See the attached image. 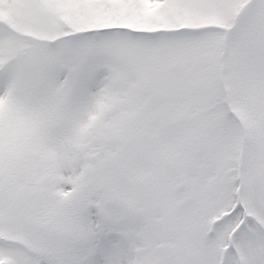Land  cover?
<instances>
[{"label":"snow or ice","instance_id":"obj_1","mask_svg":"<svg viewBox=\"0 0 264 264\" xmlns=\"http://www.w3.org/2000/svg\"><path fill=\"white\" fill-rule=\"evenodd\" d=\"M0 264H264V0H0Z\"/></svg>","mask_w":264,"mask_h":264}]
</instances>
